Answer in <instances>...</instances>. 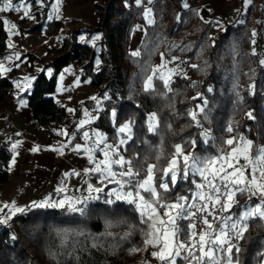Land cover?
<instances>
[{
  "label": "trees",
  "instance_id": "trees-1",
  "mask_svg": "<svg viewBox=\"0 0 264 264\" xmlns=\"http://www.w3.org/2000/svg\"><path fill=\"white\" fill-rule=\"evenodd\" d=\"M120 1L104 0L100 10L96 6L98 29L102 33L99 54L95 46L74 39L63 45V52L40 70L30 72L34 79L26 99L32 128L47 122L56 125L62 123L65 108L52 97L56 74L70 61L76 60L78 63L83 62L82 80L87 79L88 84L96 86L100 93H109L111 97L100 112L96 126L105 130L109 139L114 141L116 127L129 119L135 120L132 139L124 145L123 154L127 159L135 158L136 167L157 163L154 158L148 157L153 155V149H159L161 143L169 159L174 151L173 145L184 144L192 139L197 140L198 153L214 152L211 146L203 145L198 135L200 127H196L187 115L200 101L196 97L197 92L206 99L205 113H201L199 119L213 129L215 141L228 133L225 129L228 118L238 116L236 125L240 126L239 130H242L241 126L244 127L243 131L253 142V150L264 144V66H258V50H255V55L252 50L259 43L255 40L257 35L253 36V32L247 35L239 33L238 30L245 28L235 26L231 21L218 36L210 39L211 22H203L196 13V6L201 0H154L152 9L155 19L151 25H146L141 56L132 57L125 52L124 38L132 23L141 20L142 15L135 0H124L126 4L122 5ZM250 9L253 8L247 10ZM260 21L264 26V14ZM57 25H60L58 20L49 19L44 25L37 22L29 30L51 33L57 29ZM183 29L188 30L185 36H181ZM79 32L77 29L73 35L77 37ZM172 35L175 38L172 39ZM174 42L177 45L169 48ZM8 52L7 31L0 16V58ZM161 53L165 58L179 55L183 63L187 64V75L181 72L174 74L170 83L171 91L157 79L155 90L145 92L143 81L150 70L145 73L143 69L146 64L152 67ZM96 55L100 56L101 64L95 68L93 62ZM122 61H125L127 68L121 65ZM195 61L202 67L193 68L191 65ZM45 67L51 68V75L45 72ZM29 68L32 66L29 65ZM10 77L11 73L0 76V101L13 85ZM240 83H253L254 87L252 91H241ZM113 109L117 113L115 122L111 118ZM152 112L158 113L160 135L147 130V116ZM248 113L252 114V118ZM205 115L208 118L203 120ZM184 149L193 150L190 144ZM9 158V149L0 145V180L8 173ZM166 164V159L160 161L161 167ZM191 180L189 177L187 181H180L167 194L168 199L173 200L178 194L187 195L192 187ZM240 206L243 205L238 197L237 207L232 211L238 214ZM105 219L114 222L124 220L126 223L109 229L112 236L103 237L100 234L105 231ZM11 222L16 223V229L10 224H0V264H131L135 260V253L130 249L144 241L140 229L145 226L140 223L134 208L123 202L112 206H106L102 201L93 202L86 218L68 215L60 209L33 208L16 213ZM12 229L16 232L15 236H12ZM65 229L83 230L91 236H99L97 243L100 246L93 247L94 241L90 236H69L65 240L60 234ZM125 233L130 235L125 238ZM239 246L242 249L240 264H260L264 257V221H251ZM51 254H55V258Z\"/></svg>",
  "mask_w": 264,
  "mask_h": 264
},
{
  "label": "snow or ice",
  "instance_id": "snow-or-ice-1",
  "mask_svg": "<svg viewBox=\"0 0 264 264\" xmlns=\"http://www.w3.org/2000/svg\"><path fill=\"white\" fill-rule=\"evenodd\" d=\"M36 2L43 4V0H36ZM148 2L151 3V0ZM243 2L246 8L249 0H243ZM0 3L4 5L0 11L19 12L23 10L24 17L30 16L29 8L25 7L27 0H20L19 4H13L11 0H0ZM135 3L137 6H141L143 0H135ZM59 5L60 0H56L52 6V11L57 13V19L59 18ZM143 14L147 23L152 24L151 9L144 8ZM52 18V15H49V19ZM15 27L13 24L12 28ZM253 36H255V32H253ZM80 39L85 43L92 42L94 44L100 37L93 36L91 41L86 40L84 36H81ZM253 43H255L254 40ZM9 46L11 47V45ZM253 54L255 55L254 49ZM130 55L139 57L141 52L136 49ZM172 59L175 60L176 57ZM260 64L264 65V59L260 60ZM165 67L163 53H161L160 65L150 67L146 64L143 71L147 73L150 70L151 75H147L143 81L145 92L155 90L157 79L161 80L165 87L171 91V77H165L163 71ZM192 67L196 68L197 65H192ZM8 70L10 69H5L4 65L0 64V74ZM180 71L179 67L168 69L171 74ZM49 75H51L50 69ZM24 79L30 81L34 77H25ZM17 86L19 87V85ZM30 87L29 82L20 90L23 92L25 88ZM92 99L96 98L92 97ZM105 99H108L107 95H105ZM20 103L24 104L25 102L21 100ZM69 111L71 112L73 109H69ZM200 113H205L204 107H200L199 113L192 110L187 113L196 127H202L201 121L197 119ZM248 115L252 118L251 113ZM85 117H89L87 110H85ZM94 118L80 120L77 128L82 129ZM111 118L113 122L117 119L115 109L111 112ZM207 118L205 115L204 119ZM134 124L135 120L129 119L116 129L119 136L127 137V139H120L116 144H108L102 133L84 131L82 135V139L85 141L84 145L76 144L71 149L77 154L83 151L90 164L94 165V167L85 168L83 175H98L101 183L107 181L104 187H94L89 183L86 196L64 195L56 200L46 197L42 201H32L26 207H16L15 202H12L11 205L5 204L4 208L9 209L11 215L0 217V224H7L16 213H23L33 208L60 209L68 215L86 218L89 214V206L93 202L103 200L106 206L123 202L134 208L140 217V223L145 226L140 229L144 235L145 247L159 246V250L153 251L151 255L157 258L160 264H177L179 258H182L186 264H240L239 254L242 249L238 242L245 238L251 221L257 219L264 221V147L256 148L253 153L254 146L251 140L240 137L237 142V139L232 137L222 141L223 145L230 147V151H225L224 147H220L216 154L201 155L196 151L197 140L192 139L184 144L173 145L174 151L169 159L163 152L161 143L159 149H153V155L148 157L154 158L157 163L141 164L136 167L134 165L135 158L126 159L120 154V146L132 139ZM168 127L170 128L171 125ZM147 130L149 133L160 135V120L157 112L148 114ZM227 131L232 132V127L229 126ZM62 134L69 135L67 131H63ZM198 135L206 145L215 141L211 130L205 129ZM69 139H71L70 136ZM17 144L12 145L13 151ZM189 144L193 150L186 153L184 148ZM65 147H69V145H61L60 149L53 150L62 151ZM35 150L37 149L34 148L33 151ZM97 153H100L103 159H97ZM162 159L167 160L165 167L160 165ZM73 174L81 175V173ZM189 177H193L191 180L193 188L189 189L188 194H178L173 200H169L167 194L181 180L187 181ZM195 177H198L199 180ZM56 191L57 193H66V188L61 186ZM77 191L83 190L77 189ZM245 193L248 194V202L240 206L238 214H231L232 209L237 207L236 197ZM254 198L258 200L255 204L252 203ZM185 221L187 222L186 227H182V222ZM104 223L105 231L100 236L108 237L113 235L109 229L124 224L126 221L114 222L105 219ZM60 234L65 237V240L69 236H90L94 241L92 246H100L97 243L100 239L99 236H91L90 233H85L83 230L65 229ZM128 235L130 233H125V238ZM130 251L136 252L140 249L133 248ZM51 255L55 258V254ZM260 264H264V260H261Z\"/></svg>",
  "mask_w": 264,
  "mask_h": 264
},
{
  "label": "crops",
  "instance_id": "crops-1",
  "mask_svg": "<svg viewBox=\"0 0 264 264\" xmlns=\"http://www.w3.org/2000/svg\"><path fill=\"white\" fill-rule=\"evenodd\" d=\"M231 3L232 2H230V0H201L196 6V13L198 17L206 23L211 22L212 24V22H225L237 9V4L232 7ZM139 9L142 11V21L139 25L142 24L145 26L147 23H145V17H143L144 7L142 10L139 6ZM77 29L78 28H74L73 31ZM36 32L40 33V31ZM34 33V31L29 32V29H25V31H20L18 33L16 32V37L14 35L15 41L20 42L21 40L22 42L19 43L20 46L25 45L26 42L23 41L24 37H26L25 35H33ZM42 33L44 34V31H42ZM77 37L79 38L80 35ZM17 39H19V41H17ZM142 39V34L140 36L134 35L132 39L130 37L127 38V50L129 54L132 51L139 49ZM78 40L82 42L81 39ZM9 45H11V47ZM12 46L10 33L7 32V49L9 52L4 57L0 58V64H3L5 69L10 70L4 71L0 74V76H5L11 73L10 78L13 81V85L5 97L0 101V108L8 106L15 111L14 123L17 126V129L5 126L4 122L1 120L0 109V145H5L10 151L7 168L8 173L6 177L0 181V183H3L1 186L6 190L1 197L0 211L6 212V210H9L4 208V205H11L12 202H15L16 206L20 205V207H26L30 205L32 201H42L46 197L56 200L58 198H62L64 195L86 196L88 195L86 189L87 185L90 183L89 181H93L94 187H104V185L107 184V181L105 180L101 183L98 175H83V170L85 168L94 167V165L90 164L83 151L77 154L71 149L74 148L76 144L84 145L85 141L82 139L84 131H88L90 133L95 131L104 134L108 144H116L122 138L127 139L126 136H119L116 131V138L114 141H111L108 137V133L96 126L99 113L105 108V92L104 94H98L97 87L89 85L87 82L82 84L79 79V71L67 70V67L71 64L70 63L64 66L56 74L55 91L52 95L53 99L65 108V116L62 123L55 125L52 122H47L37 128H32L31 114L26 99V94L30 92L31 87L25 88V91L23 92L20 88L24 87L29 82L32 85L33 79L30 81H26L24 79L25 77H32L29 70H12L13 67L16 68V66L21 63H16L19 59L17 58V54L19 53V57V55L24 52L22 49ZM160 59L161 57L154 61L152 63V67L159 65ZM72 63L77 64L75 61ZM21 65L25 66L23 63ZM168 69L170 68L166 65L163 70L164 75L166 78L170 76L172 80L173 76H171V73L168 72ZM148 75H151V71ZM17 85H19V87ZM92 97H95L96 99H92ZM21 100L25 103L21 104ZM200 103L201 107H204L202 101ZM193 108L196 110L195 105L191 108V110H193ZM69 109H73V111L70 112ZM85 110H87L89 117L95 118L91 119L90 123L85 124L82 129H79L77 128L78 122L82 119L89 118L85 117ZM118 127H116V129ZM205 129L207 128L200 127V133ZM63 131H67L69 135L66 136L62 134ZM73 133L76 135H72ZM227 134L228 135L225 138L224 136L218 137V141H214L213 143L207 145L203 143L204 146H211L212 149H214V152L202 151L199 154L213 155L216 154L217 149L220 147H224L225 151H230V147L223 145L222 141L232 137H235L237 142H239L240 137H243L245 140H249L240 132L237 135L231 133ZM69 136L71 139H69ZM212 136L216 140L214 133H212ZM17 142L19 143L17 144ZM13 144H17L14 151L12 149ZM61 145H69V147L63 148L62 151L53 150L60 149ZM124 145L120 146V154L123 156ZM34 148L37 150L33 151ZM184 151L187 153L191 150L184 149ZM253 153H255L254 150ZM96 158L103 159V156L100 153H97ZM73 173H81V175L77 176ZM191 179H193V177H191ZM195 179L199 180L198 177H195ZM61 186L66 188V193H57L56 189ZM191 188H193V185ZM77 189H81L83 191H77ZM245 194L248 197V194ZM238 197L239 195L236 197V201ZM101 201L103 202V200ZM257 202L258 201L255 203ZM231 214L235 215L233 211ZM177 264H180L179 260L177 261Z\"/></svg>",
  "mask_w": 264,
  "mask_h": 264
},
{
  "label": "rangeland",
  "instance_id": "rangeland-1",
  "mask_svg": "<svg viewBox=\"0 0 264 264\" xmlns=\"http://www.w3.org/2000/svg\"><path fill=\"white\" fill-rule=\"evenodd\" d=\"M11 2L13 4H19L20 0H11ZM55 2H56V0H43V4L41 5V4L37 3L36 0H27L25 7L29 8V11H30L29 17H24L23 10H21L19 12L12 11V10L0 11V16L3 18L4 21H7V23H4V27H5L6 31L10 33V41H11V44L13 45L12 47H17L19 49H22V51H24L23 53H21L19 55V57H18L19 59L16 61V63L17 62H21V63H19V65H17L16 68L13 67L12 70H15V69H17V71L18 70H21V71H26V70L28 71L29 70V73L31 71H38L42 68L43 65L45 66L47 64V62H49L55 56H57L63 52V50H62L63 45L67 44L69 41H74V39L78 40V39H80L81 36H84L86 38V40H89V41H91V38L93 36H99L100 39L95 41L94 44L92 42H88V43L90 45L96 47L98 54H99V51H101L100 40L102 37V33L98 29L99 15H98V11L96 9V6L100 10V6H102V3H104V0H60L59 11H58L59 18L58 19L56 18L57 13L52 11V6L55 4ZM125 2L126 1L121 0L120 5L124 4ZM152 2H154V0H151V3H149L148 0H143V4L140 7L142 10H143V7L144 8H146V7L150 8L151 9V19L154 21L155 18H154V14H153L154 12L152 9ZM230 2H232L231 3L232 7L236 6V4H237V7H236L237 9L234 11V13H232V15L230 16V18L227 21H225V22H212V24L210 25V28H209V35H211V37H212L210 39H213L214 37L218 36V34L220 32H222V30L224 29L226 24L233 20V24H235V26L245 28L242 30H238L239 33H243V34L247 35L250 32H255V35H257V36H255V38H256L255 40L257 42H259L254 48V50H258V52H259V58H258L259 65L258 66L259 67L264 66V65L260 64V60L264 59V26H262V23L260 21V18H262V14H264V0H249V4L246 8L244 6L243 0H230ZM238 5H239L240 9L238 8ZM3 6H4L3 3H0V8H2ZM102 8L103 7H101V10H102ZM248 8H253V9L247 10ZM49 15H52V17H53L52 19L58 20L59 24H60L59 26L57 25V29L54 32H51V33L44 32V34H43L42 33L43 30H41L40 33L34 31L35 33L33 35H25L26 37H24L23 41L26 42V44H25L26 46L25 45L20 46L19 43L22 42L21 40H20V42L15 41V37H16L15 33L16 32L18 33L20 31H25V29H29L30 27L35 25L37 22H40V24L43 23V25H44V23L49 20ZM22 17H24V18H22ZM143 17H144V15H143ZM141 21H142V19L141 20L140 19L135 20L132 23V25L129 27V30L127 31V33L125 34V38H124V41H126L125 52L127 55H130L128 50H127V44H128L127 38L130 37L132 39L134 37V35L140 36L141 34H142V38H143L145 33H146V25H151V24L147 23L146 19H145V23H147V24H145V26H143L142 24L139 25V23ZM258 23H261L259 27L257 26ZM13 24L16 26L15 28H12ZM74 28H78L80 30V32L78 33V36L80 35L79 38L75 37L73 35V33H74L73 29ZM187 31H188L187 29H183L181 31V36H185L184 34H186ZM29 32H33V31L29 30ZM14 35H15V37H14ZM188 35H190V34H188ZM171 38L172 39L175 38V35H172ZM17 41H19V39H17ZM169 41L171 42V40H169ZM82 42H84V41H82ZM175 45H177L175 42L171 43L169 48L172 49L175 47ZM140 49H141V46H139V50ZM163 53H165V52H163ZM23 54H24V56L22 57ZM173 57H176V59L173 60L172 59ZM181 59L182 58H180L179 55H172V57L170 59H166L164 57V63H165V65H167L171 69L179 67L182 71V72L181 71L180 72L186 76L187 71L185 68H186L187 64H186V62L183 63V61H182L183 59L182 60ZM167 60H169V61H167ZM74 61L78 65L75 63H72ZM97 61H99V63H97ZM159 62L161 63V59ZM22 63L25 66H22L21 65ZM120 63L122 66H124V67L126 66L125 61L124 62L122 61ZM160 63H159V65H160ZM68 64H70V65L67 67V70L79 71L80 82L82 84H85L87 82V84H88L87 79H85L86 80L85 81L84 79L82 80V78H81V73H82L81 65L83 64V62L78 63L76 60H72ZM100 64H101L100 56L96 55L94 58L93 65L96 68ZM28 65H31L32 68L30 69ZM193 65H197V67H199V68L202 67V66H199V64L196 61ZM126 68H127V66H126ZM49 69L51 70L50 67H45V72L47 74H49ZM180 72H178V73H180ZM171 76H174V74H171ZM252 84L245 85V84L240 83L238 85H239V89L241 91L248 90V89L252 91V89L254 87V85H252ZM89 85H91V84H89ZM102 93L104 94V92L100 93L99 89H98V94H102ZM195 94H196V97L198 96V99H200V102L202 101V103L205 106L206 99L204 98V96L201 95L202 93L197 92ZM105 95H107V97H108V99H106V101L111 98L109 93L105 92ZM200 102L198 104H195L196 110H194V108H193L192 111H194V112L198 111L199 112L200 107H201ZM3 107H8V106H3ZM3 107L0 109H3ZM8 108H10V107H8ZM11 110L14 114L13 115V121H14L15 111L12 108H11ZM198 117H199V115L197 116V119H199ZM203 120H205V119H203ZM238 120H239L238 116L237 117L230 116L228 118L226 125H225V129H228V127L231 126L233 131L232 132L227 131L228 133L237 135L240 131V133L242 135L247 137L246 132L243 131L244 127L241 126L242 130H239L238 127H240V126L236 125L238 123ZM201 124H202V127H205L208 130H211L212 133H214L213 129L210 127V125L208 123H206V124L201 123ZM41 125H43V124H41ZM16 128H17V126H16ZM227 135L228 134L224 135V138ZM258 147H264V144H261ZM254 151H255V149H254ZM89 182H90V184L94 185L93 181L92 182L89 181ZM2 184L3 183H0V201L2 200V198H1L2 195L6 191L5 188L1 186ZM239 200H240V202H242V205H245L248 202L249 197H247L246 194H243V195L239 196ZM256 201H258V200L254 198L252 203L254 204ZM16 207H20V205H17ZM6 215H11V212L9 210H6V212L0 211V217L6 216ZM12 218H13V216H12ZM165 219H166V217H165ZM8 224L12 225V228L16 229V223H12L11 220H9L8 223L5 225H8ZM35 224L36 223H34V225ZM35 227H39V225H36ZM13 235L15 236L16 232L12 229V236ZM134 248L140 249V251L134 252L135 253V260L131 264H160V261L151 255V253L153 251L159 250V246L153 247L150 245L148 247H145L144 241H142L140 244H138ZM41 254H43V256H44V252H42ZM262 260H264V257L262 258Z\"/></svg>",
  "mask_w": 264,
  "mask_h": 264
},
{
  "label": "built area",
  "instance_id": "built-area-1",
  "mask_svg": "<svg viewBox=\"0 0 264 264\" xmlns=\"http://www.w3.org/2000/svg\"><path fill=\"white\" fill-rule=\"evenodd\" d=\"M13 115L14 114L11 108L3 107V109H1V120L4 122L5 126L8 128L17 129L13 121ZM186 224V221L182 222L181 226L186 227ZM238 243H240V241ZM178 260L180 261V264H186V262L182 258H179Z\"/></svg>",
  "mask_w": 264,
  "mask_h": 264
}]
</instances>
